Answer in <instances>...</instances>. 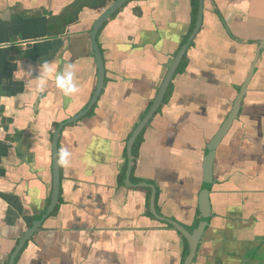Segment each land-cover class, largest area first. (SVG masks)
Instances as JSON below:
<instances>
[{"label": "crops", "instance_id": "0c3cea01", "mask_svg": "<svg viewBox=\"0 0 264 264\" xmlns=\"http://www.w3.org/2000/svg\"><path fill=\"white\" fill-rule=\"evenodd\" d=\"M73 1L0 0V264L50 204L53 132L97 87L91 31L104 9L85 8L64 33L49 31ZM193 2L132 0L103 25L105 86L62 130L58 205L15 264H184V237L151 213L147 187L120 176L128 139L190 31ZM184 56L142 133L131 182L154 185L158 214L192 230L206 148L253 70L217 150L213 217L192 264H264V0H204L202 28ZM69 66L77 91L66 95L68 81L57 78Z\"/></svg>", "mask_w": 264, "mask_h": 264}, {"label": "water", "instance_id": "95a60500", "mask_svg": "<svg viewBox=\"0 0 264 264\" xmlns=\"http://www.w3.org/2000/svg\"><path fill=\"white\" fill-rule=\"evenodd\" d=\"M130 1L132 0L113 1L107 8H105L101 12L100 16L97 18V20L93 25V29L91 31V48L96 57V64L98 68V83L96 90L89 104L84 110H82L80 113H78L73 117H70L64 121L59 122L58 126L53 132V140H52L53 190H52L51 202L48 208L43 213V215L40 218L34 220L32 222V225L24 232L23 236L20 238L18 244L14 248L9 258L8 264H15V261L19 253L21 252L22 248L24 247V245L39 230L44 220L50 214L53 213V211L56 209V206L58 205L59 196H60V187H61V173H60V162H59V140H60L61 132L64 129V127L67 126L68 124L77 122L78 120L82 119L94 107V105L98 101L102 93V90L105 86V78H106L105 61L97 40L98 33L100 32L103 25L106 24V22L111 19L112 15L115 14L119 9H121ZM203 19H204V0H199L197 21L191 35L184 43V45L179 49L172 63L170 64L166 76L163 80V83L158 91V94L155 98V101L151 109L146 114V116L141 120V122L137 125V127L132 132L127 142L128 165L125 176V183L128 186L151 188L152 190L150 197L151 213L154 215V217H156L160 221L167 223L171 225L173 228H175V230H177L180 234H182V236H184L188 242L189 253L184 261V264L193 263V260L197 254L198 245L202 237L204 236L205 232L207 231L208 227L210 226L211 219L213 217L210 194H211L212 185L214 184V163H215L217 150L223 138L227 135V133L231 129L235 119L238 118L242 98L247 90L248 84L253 74V70H251L248 80L243 85L240 94H238L231 112L229 113L226 120L223 122L221 128L218 130V132L216 133V135L210 141V143L206 148L205 156H204V181L199 194V210L201 215L198 223L191 231L185 228L184 226H182L177 221L158 214L156 208L157 189L154 185L149 183L133 184L131 182V175L134 167L133 147L141 132L148 125L150 120L154 117V115L157 113L160 106L162 105L166 92L168 91L170 83L172 82V79L175 76L181 64L184 55L186 54L190 44L196 38L197 34L200 32L202 28Z\"/></svg>", "mask_w": 264, "mask_h": 264}, {"label": "trees", "instance_id": "16d2710c", "mask_svg": "<svg viewBox=\"0 0 264 264\" xmlns=\"http://www.w3.org/2000/svg\"><path fill=\"white\" fill-rule=\"evenodd\" d=\"M113 1H115V0H74L70 5L65 7L64 10L59 15L52 16L50 18V20H49L50 34L51 35H59V34L64 33L69 25L76 23L79 20V15L85 8H90V9L100 11L102 9L107 8L110 5V3H112ZM121 9H119L112 17H115ZM198 9H199V0H194V2H193V14H194L193 22H192L190 31L185 36V39H184L181 46H183V44L187 41V39L189 38V36L191 35V33L195 27L197 15H198ZM193 42H194V40H193ZM181 46H180V48H181ZM185 57L186 56H184V58L181 62V65L177 71L181 70L184 66H186ZM171 86H172V84L169 87V91L166 94L164 102H166L167 97L170 94ZM142 133L140 134V136L138 137V139L136 140V142L134 144V148H133V155L134 156H136V154H137V149L139 146V142H140V138H141ZM126 169H127V165L124 168V172L120 176V183H124V177H125ZM147 191H148V196H149L148 198H150L151 189L147 188Z\"/></svg>", "mask_w": 264, "mask_h": 264}, {"label": "clouds", "instance_id": "9594fccd", "mask_svg": "<svg viewBox=\"0 0 264 264\" xmlns=\"http://www.w3.org/2000/svg\"><path fill=\"white\" fill-rule=\"evenodd\" d=\"M70 68H71V66H69V71H67L66 73H64L63 75H61L57 78V83L61 86L64 85L65 81H68V85L64 87V92L66 95H70V94L74 93L75 91H77L75 85L71 84L73 73L70 70ZM61 155H62V158H66L68 156L67 150L66 149L63 150Z\"/></svg>", "mask_w": 264, "mask_h": 264}, {"label": "flooded vegetation", "instance_id": "af4514ba", "mask_svg": "<svg viewBox=\"0 0 264 264\" xmlns=\"http://www.w3.org/2000/svg\"><path fill=\"white\" fill-rule=\"evenodd\" d=\"M130 2H131V1H130ZM130 2H129V3H130ZM110 4H111V3H110ZM127 4H128V3H127ZM122 8H123V7H122ZM113 15H114V14H113ZM113 15H112V16H113ZM197 16H198V15H197ZM111 18H113V17H111ZM196 21H197V20H196ZM107 22H108V21H107ZM107 22H106V23H107ZM195 25H196V24H195ZM192 42H193V41H192ZM183 45H184V44H183ZM190 46H191V44H190ZM190 46H189V47H190ZM181 47H182V46H181ZM178 51H179V50H178ZM175 56H176V55H175ZM183 58H184V57H183ZM182 60H183V59H182ZM181 62H182V61H181ZM180 65H181V64H180ZM179 67H180V66H179ZM178 69H179V68H178ZM173 78H174V77H173ZM172 80H173V79H172ZM171 84H172V82L170 83V85H171ZM169 87H170V86H169ZM168 91H169V88H168ZM168 91L166 92V94L168 93ZM157 94H158V93H157ZM165 97H166V95H165ZM164 100H165V98H164ZM163 103H164V101H163ZM163 103H162V104H163ZM161 106H162V105H161ZM161 106H160V107H161ZM151 107H152V106H151ZM232 108H233V107H232ZM150 109H151V108H150ZM159 109H160V108H159ZM148 112H149V111H148ZM157 112H158V111H157ZM154 116H155V115H154ZM151 120H152V119H151ZM151 120H150V121H151ZM225 120H226V119H225ZM225 120H224V121H225ZM148 124H149V123H148ZM221 126H222V125H221ZM221 126H220V128H221ZM136 127H137V126H136ZM145 128H146V127H145ZM145 128H144V129H145ZM220 128H219V129H220ZM219 129H218V130H219ZM134 130H135V129H134ZM143 131H144V130H143ZM143 131H142V132H143ZM229 131H230V130H229ZM142 132H141V133H142ZM217 132H218V131H217ZM217 132H216V133H217ZM216 133H215V135H216ZM215 135H214V136H215ZM139 136H140V135H139ZM141 136H142V135H141ZM214 136H213V138H214ZM225 137H226V136H225ZM225 137H224V138H225ZM129 138H130V137H129ZM213 138H212V139H213ZM224 138H223V139H224ZM137 139H138V138H137ZM212 139H211V140H212ZM128 140H129V139H128ZM209 143H210V142H209ZM133 148H134V147H133ZM127 157H128V156H127ZM133 158H134V155H133ZM133 160H134V159H133ZM127 165H128V161H127ZM126 171H127V169H126ZM132 173H133V172H132ZM125 176H126V173H125ZM131 176H132V175H131ZM124 181H125V179H124ZM203 181H204V179H203ZM150 189H151V188H150ZM211 189H212V188H211ZM151 193H152V190H151ZM150 197H151V196H150ZM51 198H52V197H51ZM50 202H51V201H50ZM56 207H57V206H56ZM150 211H151V210H150ZM44 212H45V211H44ZM53 212H54V211H53ZM42 215H43V214H42ZM50 215H51V214H50ZM50 215H49V216H50ZM200 215H201V214H200ZM166 224H167V223H166ZM168 225H169V224H168ZM169 226H171V225H169ZM171 227H172V226H171ZM174 229H175V228H174ZM190 231H191V230H190ZM181 235H182V234H181ZM183 237H184V236H183ZM184 239L186 240L185 237H184ZM186 242H187V240H186ZM187 244H188V242H187ZM188 249H189V245H188ZM188 253H189V251H188Z\"/></svg>", "mask_w": 264, "mask_h": 264}]
</instances>
